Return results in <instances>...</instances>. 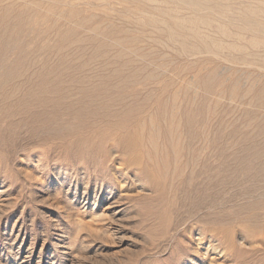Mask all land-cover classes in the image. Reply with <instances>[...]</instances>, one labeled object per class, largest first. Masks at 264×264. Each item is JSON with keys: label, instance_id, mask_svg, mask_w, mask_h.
<instances>
[{"label": "bare ground", "instance_id": "6f19581e", "mask_svg": "<svg viewBox=\"0 0 264 264\" xmlns=\"http://www.w3.org/2000/svg\"><path fill=\"white\" fill-rule=\"evenodd\" d=\"M47 1L0 0L2 101L27 94L19 97L22 105L41 108L32 117L36 125H50L53 114H69L72 121L68 119L65 128H111L131 167L139 166L155 184L174 182L188 171L189 183L200 175L230 180L247 176L248 171L264 181V0H126L132 6L127 7L129 12L122 10L135 19L133 25L95 21L76 4L64 9L51 2L55 0ZM38 28L44 39L35 52L8 60L19 36L27 29L38 33ZM240 65L259 72L239 70ZM137 83L146 84V90L127 92ZM131 126L134 131H129ZM214 156L218 161L204 163ZM135 181L138 184L139 179ZM261 188L253 192L262 194ZM90 198L87 192L83 205ZM21 232L18 227L13 242L8 241L10 236L4 240L0 264L84 262L73 243L74 249L60 252L62 259L46 263L44 246L24 237L17 243ZM203 237L196 241L203 242ZM5 255L9 258L2 263Z\"/></svg>", "mask_w": 264, "mask_h": 264}, {"label": "rangeland", "instance_id": "374dc122", "mask_svg": "<svg viewBox=\"0 0 264 264\" xmlns=\"http://www.w3.org/2000/svg\"><path fill=\"white\" fill-rule=\"evenodd\" d=\"M56 1L51 2L64 9L78 5L76 8L84 16H93L95 21L135 23L134 18L124 13V9L129 12L127 7L132 6L126 0H118V3L112 0L113 4L106 0L111 5L104 0L105 4L102 0ZM81 2L89 7H80ZM36 30L27 29L19 36L16 43L19 45L10 50L13 54L9 52L12 56L8 55V60L15 58L14 55L35 52L44 39L42 29L38 33ZM0 65L1 80L5 63ZM238 69L259 72L251 66L248 69L240 65ZM146 88V84L137 83L127 92H144ZM25 96V93L14 95L11 101L4 102L0 90V247L8 236V241L13 242V230L20 227L22 232L17 243L24 237L39 247L44 246L46 263L57 261L62 252L76 246L74 250L83 253L80 254L82 264H264V191L259 196L258 191L253 192L261 186L262 190L264 181L255 179L257 174L248 171L247 176L230 180L214 175L206 180L205 174L189 183L188 171V176L174 182L155 184L139 166L131 167L111 128L104 125L88 130L65 128L62 125L72 118L69 114H53L51 126L33 124L32 117L39 114L41 108L22 105L19 97ZM56 119L59 120L53 121ZM42 125L49 126L48 131ZM128 129L134 131L135 127ZM216 161L214 156L204 163L209 165ZM67 174L71 178L66 177ZM84 191L91 197L86 206L83 205ZM105 198H110V203H105ZM96 199L98 203L94 205ZM198 237L205 239L200 243L196 241ZM208 245L215 246L216 252ZM8 258L9 255H5L2 263Z\"/></svg>", "mask_w": 264, "mask_h": 264}]
</instances>
